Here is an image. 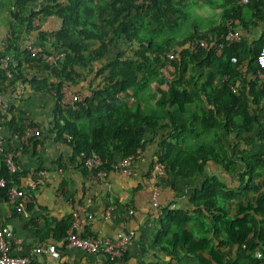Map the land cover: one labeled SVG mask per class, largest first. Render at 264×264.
I'll return each mask as SVG.
<instances>
[{
    "label": "trees",
    "instance_id": "16d2710c",
    "mask_svg": "<svg viewBox=\"0 0 264 264\" xmlns=\"http://www.w3.org/2000/svg\"><path fill=\"white\" fill-rule=\"evenodd\" d=\"M30 1L17 0L14 20L60 17L62 29L51 40L52 50L62 57L44 60L42 55L50 54L47 47L37 55L28 48L21 51L15 37L0 56H11L13 76L22 72V61L38 76L49 73V78L28 82L55 93L54 131L58 137L69 135L83 164L98 154L104 160L100 169H113L123 158L137 156L149 134L159 137L156 161L175 176L193 177L214 164L232 172L243 164L237 186L229 187L214 174L206 177L191 197L195 214L163 208L162 227L148 245L154 243L165 258L146 264H264V149L258 147L264 143V68L258 63L264 33L253 45L241 33V40L217 52L221 36L238 30L237 20L244 26L264 20V0H148L147 5L138 0H46L38 10L28 9ZM203 5L220 15L219 23L206 31L194 12ZM186 24L195 29L184 37L179 32ZM203 38L207 47L198 45ZM90 39L100 45L88 52L85 41ZM114 45L116 56L98 71L91 68ZM87 69L101 78L98 84L82 101L63 104L64 87L84 79ZM242 73L251 74L250 81L238 89ZM7 80L0 66V92ZM149 101L154 108L147 107ZM239 137V145L231 143L230 138ZM17 175L5 166L0 179L25 191Z\"/></svg>",
    "mask_w": 264,
    "mask_h": 264
},
{
    "label": "crops",
    "instance_id": "0c3cea01",
    "mask_svg": "<svg viewBox=\"0 0 264 264\" xmlns=\"http://www.w3.org/2000/svg\"><path fill=\"white\" fill-rule=\"evenodd\" d=\"M60 1L64 0H57ZM16 2L17 0H0L1 42L6 40V46L15 37L17 48L21 51L26 48L41 50L42 47H47L48 52L55 53L51 39L62 29L63 20L56 15L44 14L39 15L41 19L36 18L31 23L17 22L12 15ZM198 2L203 4V0ZM44 4L46 0H32L28 2L27 7L38 10ZM28 12L27 10L26 13ZM194 12L196 18L199 16L202 21V24L198 25L205 31L212 24L219 23L220 15L216 9L203 5ZM237 25L249 45L259 43L264 33V20L256 19L248 26L240 25L237 20ZM193 29L195 28L181 29L179 33L185 37ZM74 36L76 41H80L78 34L74 33ZM1 42L0 51L5 47ZM85 43L88 52L100 45L96 39ZM117 46L120 47L119 44ZM117 46L114 45L109 53L91 68L94 67L98 71L99 66L115 57ZM217 52L221 53L222 50L218 49ZM9 57L12 65L11 56ZM14 63L19 64L17 61ZM19 65L22 72L14 76L11 72L9 80L0 92L3 98L0 106V137L6 151L17 152V184L25 189L30 199L23 212L18 213L12 206L6 190L0 188V228L7 226L11 230L14 255H27L34 260V264H146L157 261L159 257L165 258V254L157 249L154 243L152 247L148 244H152V234L162 227L163 208L169 207L195 214L191 197L209 174L217 175L229 187L238 185L239 171L243 166L241 163L232 172L214 164L204 173H197L193 177L185 178L168 173L164 166L156 161L159 137L153 138L151 134L147 136L143 150L133 163V173H119L114 171L112 166L90 170L85 162L83 164V154L77 155L69 135L65 133L58 137L54 131L59 104L55 93L50 88H34L28 82L36 76V79L49 78V73L38 76L26 62L22 61ZM0 66L4 69L1 59ZM79 71L83 72V69ZM82 74L84 79L65 87L69 93H80L85 97L101 78H96V72L89 73V69ZM250 76L251 74L242 73V81L238 82L237 88H245ZM150 93L151 90H147L144 95L149 96ZM147 107L154 108L153 101H149ZM260 121L264 123V111ZM27 126L38 128L40 135L24 139ZM230 139L232 144L241 143V137ZM258 147L264 149V143H260ZM254 150L251 148V152ZM157 165L164 168L163 175L159 173ZM5 166L8 169L5 155L0 153V172ZM101 171L104 173L100 174ZM156 190L159 192L157 206L152 201ZM131 210L134 211L133 214H130ZM72 229L82 236L103 239H117L122 233H131L133 236L126 248V258L121 257L113 262L102 253L66 248L68 232ZM50 245H55L58 251L51 254H36L33 251L37 247Z\"/></svg>",
    "mask_w": 264,
    "mask_h": 264
},
{
    "label": "built area",
    "instance_id": "2783aa9c",
    "mask_svg": "<svg viewBox=\"0 0 264 264\" xmlns=\"http://www.w3.org/2000/svg\"><path fill=\"white\" fill-rule=\"evenodd\" d=\"M250 0H242V2L247 3ZM138 3H145L146 5L149 4L148 0H138ZM209 36L212 38L211 34ZM241 32L239 30H229L226 34L221 36L222 41L218 44L219 50H222V48L226 44L234 43L239 40H241ZM6 43V40L3 41V44ZM209 44L207 39H200L198 41V45L202 47H207ZM32 53L34 55L40 54V50L36 48L31 49ZM62 57L61 54H43L42 58L48 62H56L58 59ZM171 58H173V54L170 55ZM1 62L3 63L4 69L7 71L8 75H11L10 72V57L9 56H0ZM258 63L261 65V67L264 68V47L261 49L260 53L258 54ZM64 93L65 95L69 93L68 89L64 87ZM83 96L80 93H69L65 96L64 99H62L63 104H76L77 102H80L83 100ZM3 102L2 95L0 94V106ZM41 131L38 128L27 126L25 133L23 135L24 139H30L34 135L39 136ZM141 150H139V153ZM0 153H3L5 155V160L7 163V166L9 167V170L11 172H18L19 166L16 162V153L14 151H6V148L4 146V142L2 138L0 137ZM138 156V155H137ZM136 155H131L128 157H125L121 160V162L115 166H113V170L119 173L124 174H131L133 173V163L136 160ZM104 164V160L99 156L98 154H93L92 156H89L85 160V165L90 170L98 169L100 166ZM158 171L160 174H164L165 170L160 165H157ZM104 172L101 171L100 174H103ZM0 187L7 189L9 200L12 204L16 203V210L17 212H21L24 210L26 204L30 201L27 193L15 185H13L11 182H9L6 178L0 179ZM152 201L155 206L158 205L159 200V192L156 190L152 195ZM134 211L131 210L130 214H133ZM131 233H122L117 239H111V238H101V237H93V236H82L79 235L75 230H71L68 232L67 242H66V248H79L83 249L89 253H102L109 257L111 260H116V258H121L123 256V253L126 251V248L128 244L131 242L132 239ZM11 237L12 232L7 227L4 226L0 228V264H31L32 258L27 255H14L12 253V243H11ZM36 254H42V253H55L57 252V247L55 245H50L48 247L40 246L33 250Z\"/></svg>",
    "mask_w": 264,
    "mask_h": 264
},
{
    "label": "rangeland",
    "instance_id": "374dc122",
    "mask_svg": "<svg viewBox=\"0 0 264 264\" xmlns=\"http://www.w3.org/2000/svg\"><path fill=\"white\" fill-rule=\"evenodd\" d=\"M191 27H192V25H191V24H186V27H185V29H190ZM0 42H1V40H0ZM1 44H2V45H4V44H3V42H1ZM4 46H5V45H4ZM165 221H166V220H165Z\"/></svg>",
    "mask_w": 264,
    "mask_h": 264
}]
</instances>
